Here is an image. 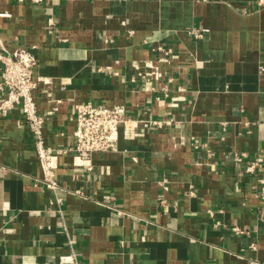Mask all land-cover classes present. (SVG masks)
Here are the masks:
<instances>
[{
	"label": "crops",
	"instance_id": "0c3cea01",
	"mask_svg": "<svg viewBox=\"0 0 264 264\" xmlns=\"http://www.w3.org/2000/svg\"><path fill=\"white\" fill-rule=\"evenodd\" d=\"M0 14L5 48L38 58L39 112L59 105L44 125L48 144L75 145L79 102L125 104L146 123L117 151L94 154L92 171L61 155L53 192L37 183L21 108L0 117V264H60L72 249L78 264H264L257 177L235 158H264V4L0 0ZM192 29L207 31L195 39ZM163 44L180 53L163 67L174 78L168 96L160 83L130 82L126 67L156 59Z\"/></svg>",
	"mask_w": 264,
	"mask_h": 264
},
{
	"label": "built area",
	"instance_id": "2783aa9c",
	"mask_svg": "<svg viewBox=\"0 0 264 264\" xmlns=\"http://www.w3.org/2000/svg\"><path fill=\"white\" fill-rule=\"evenodd\" d=\"M19 2H30L34 5H43L52 0H18ZM56 2L62 0H53ZM261 5L264 0H259ZM8 14H0L7 16ZM53 20H49V27L53 26ZM205 29H192L188 35L195 39L203 38ZM112 42V40H107ZM159 53L156 59L134 60L126 67L130 71V82H144L145 90H154V83H160L161 92L168 96L170 85L174 78L170 76L164 66H171L180 59V53L167 44L156 48ZM0 117H6L12 110L20 107L25 118L29 133L33 138L37 159L43 170V177L37 180L45 188L56 192L61 188L56 178V171L59 168L61 155L73 152L76 154L79 166H84L88 171L93 170L92 157L100 152H113L118 150L121 136L125 140H133L137 136L139 128L145 126V121L132 118L128 113L125 104H110L106 102L85 101L74 104L76 115V128L74 146L54 147L48 144L44 125L49 117L59 110V105L45 114L39 112L37 103V90L39 78L34 76L35 68L38 65V58L30 49L20 48L10 52L5 48L0 39ZM264 72V67L261 68ZM50 96V94H48ZM169 121H151L150 125L155 128L162 124H170ZM196 149L208 148V144L195 140L193 143ZM208 156H213L212 149L207 150ZM235 158L245 163V173L257 177L258 199L264 208V158L260 156L250 157L247 152L236 154ZM61 199H58L59 205ZM239 234L247 233L238 227L234 228ZM255 248V245H252ZM60 264H78L77 252L59 256Z\"/></svg>",
	"mask_w": 264,
	"mask_h": 264
}]
</instances>
